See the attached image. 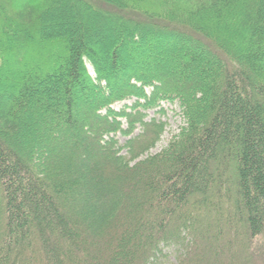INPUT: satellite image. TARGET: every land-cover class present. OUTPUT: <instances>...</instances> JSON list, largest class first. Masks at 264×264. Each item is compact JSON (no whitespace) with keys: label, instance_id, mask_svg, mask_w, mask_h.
I'll list each match as a JSON object with an SVG mask.
<instances>
[{"label":"trees","instance_id":"16d2710c","mask_svg":"<svg viewBox=\"0 0 264 264\" xmlns=\"http://www.w3.org/2000/svg\"><path fill=\"white\" fill-rule=\"evenodd\" d=\"M72 3L119 17L117 76L87 19L50 36ZM153 28L185 38L177 72ZM6 93L0 264H264V0H0ZM164 102L185 124L154 153ZM29 116L40 126L15 143Z\"/></svg>","mask_w":264,"mask_h":264},{"label":"rangeland","instance_id":"374dc122","mask_svg":"<svg viewBox=\"0 0 264 264\" xmlns=\"http://www.w3.org/2000/svg\"><path fill=\"white\" fill-rule=\"evenodd\" d=\"M65 8H59L57 9V11L51 10L52 13H55L54 16V22L53 23V27H55L54 32H49L52 33V35H50L51 37H58L60 36V34H67L70 32H73V29H75V35L78 36V30H77V26L78 23H84V21L86 20L87 22L90 21V29L88 27V29H86V43L89 44H93L96 43L97 45H99V54L100 57L102 59V62L105 64V66L107 67L108 70H106L105 74H110V75H115L116 71H113V68L110 69V64L112 63V57H111V48L115 49L116 46H114L120 39H121V34H120V30L117 27V20H115L116 17L114 15H109L108 13L103 12H97L96 15L94 16H89L86 17V15H89L88 13V9H86V15H85V10H82V13L78 12L79 11V7L75 6L73 3L67 5ZM102 11V10H101ZM80 13L79 19L77 22H75L73 24V17L77 16L76 14ZM105 19H108L109 21H111V25H107L108 21H105ZM94 20V22H92ZM104 20L105 25H102V27H99L98 24H100L101 21ZM72 26L74 27L72 29ZM91 27H93V31L91 30ZM50 31V30H49ZM153 32L156 36H161L163 39V41H159V47L158 51L160 56H162V59H165L164 63H162L166 68H172V70L174 69L176 72L178 70V68L180 67L177 63H175L173 61V59H171V55L172 53H174L175 51L178 50V48H180V46L185 42V38H181L182 36L180 34L177 33H170V31L168 30H162V29H155L153 28ZM172 32V31H171ZM60 33V34H59ZM177 36H181V37H177ZM129 38V36H127L125 39L127 40ZM111 39V40H110ZM166 39V41H165ZM129 40V39H128ZM161 43V44H160ZM124 44V43H123ZM114 46V47H113ZM120 50H119V55L122 57V60H124V62L127 64V66L132 70L135 69V66H133L134 61L132 60V47L129 44V41H126V43L124 44V47L122 48V46H120ZM34 51V50H32ZM30 55H33V53L30 52ZM87 65L89 68V71L92 73L93 76H95V71L94 68L92 66V64L90 62L87 61ZM118 69V66L116 67ZM119 72V71H118ZM117 72V73H118ZM116 73V76H117ZM175 81V80H174ZM9 94H4L3 96H0V101L2 103H4L5 101H7L8 99H10ZM134 100H125V101H121L116 103L114 106L116 109H120L121 107L124 106V104H131ZM163 107L165 108V113H160L157 112L156 110H149L148 111V119H151L153 117L156 118H162L163 120L167 121V126L165 129V132L162 135L161 140L159 141V143L157 144V146L152 150V152H158L160 151L163 147H165L169 141L171 140V138L177 134L181 128V126H183L185 124V120L184 117L179 109V107L177 106V104H172L169 102H164ZM40 118L37 116H29L28 119L23 120L24 125H25V129L23 130V132H20V137H16L15 139V143H19V142H23V137L24 134L26 135V133H35V129L34 127L36 126H40L39 120ZM139 130V129H138ZM121 141L124 142L125 141V137L121 136L120 137ZM172 262H174V258L170 257L167 261H165L162 264H172Z\"/></svg>","mask_w":264,"mask_h":264}]
</instances>
